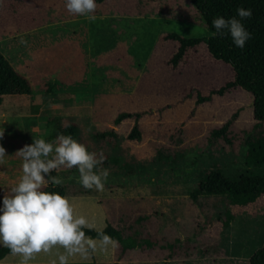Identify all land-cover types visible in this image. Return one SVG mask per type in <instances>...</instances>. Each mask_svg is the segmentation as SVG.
I'll list each match as a JSON object with an SVG mask.
<instances>
[{
	"label": "rangeland",
	"instance_id": "1",
	"mask_svg": "<svg viewBox=\"0 0 264 264\" xmlns=\"http://www.w3.org/2000/svg\"><path fill=\"white\" fill-rule=\"evenodd\" d=\"M96 3V20L90 22L69 13L64 0H0V51L30 79L33 88L30 97H4L0 106L4 136L0 141L19 144L16 148L40 138L51 141L50 120L61 116L79 124V136L89 151L100 149L121 157L122 165L107 168L109 177L102 192L84 189L76 168L58 170L76 215H84L95 229H102L108 217L107 198L119 202L140 199L151 208L147 222L152 224L153 236L160 238L155 232L167 228L163 238L175 241L179 251H175L177 256L162 257L163 252H170L167 245L146 259L138 249L120 255L109 246L89 253L98 256L96 264H245L264 243V199L232 206L234 218L224 227L218 220L226 207L223 198L196 202L189 191L199 173L216 163L226 172L242 168L241 154L216 149L209 156L201 155L200 139L236 111V128H249L255 122L251 94L236 89L215 95L192 112L197 91L206 95L221 87L231 79L232 71L213 59L203 43L176 66L172 64L178 43L165 39V34L175 32L188 38L211 35L190 0ZM31 20L32 29L28 27ZM21 39L27 43L21 44ZM84 106H89L88 112ZM136 110L150 111L141 119V142L126 138L132 120L113 125L117 113ZM181 125L183 143L178 145ZM109 128L119 133L117 147L101 146L91 136L95 130ZM151 141L172 150L181 146L184 155L157 160ZM2 161L22 164L17 154ZM13 176L1 180L0 185L13 187L19 180ZM122 219L124 213L118 226ZM58 254L66 252L55 246L48 253L36 254L29 264H52L58 261ZM21 260L20 255L9 253L2 264H21Z\"/></svg>",
	"mask_w": 264,
	"mask_h": 264
},
{
	"label": "trees",
	"instance_id": "2",
	"mask_svg": "<svg viewBox=\"0 0 264 264\" xmlns=\"http://www.w3.org/2000/svg\"><path fill=\"white\" fill-rule=\"evenodd\" d=\"M205 22L210 36L204 37H184L175 32L165 34L163 37L178 43V49L171 58V62L176 66L199 44H205L210 56L225 65L232 71V77L219 88H212L206 95L197 91L195 108L205 102H211L213 96H224L236 89H242L251 94L253 99V117L255 122L245 129H237L235 126L239 116V111L232 115L222 124L209 129L200 139L202 146L199 150L201 155L209 156L212 150L226 151L234 154H241L242 168L234 172H226L219 163L212 168H207L199 173L196 184L189 191V196L193 201L200 199L223 198L226 207L219 215V222L228 227L234 218L231 210L232 206H248L261 199H264V0H190ZM250 8L252 16L244 21L245 27L250 31L251 39L246 42L244 49L237 48L228 35L220 36L212 25V20L217 16L230 18L236 15L237 7ZM33 17L36 18L34 14ZM34 21V20H33ZM30 29L34 28L32 20L28 22ZM39 25L40 19L37 20ZM32 83L28 77L19 72L11 61L0 51V106L6 96L22 95L32 96ZM190 95V94H189ZM85 111H89V106ZM147 110L121 111L117 113L113 120V125L118 126L126 120H132L133 124L126 135L127 140L141 142L143 139V128L141 119L149 114ZM53 130L50 140L56 139L57 135L63 133L71 135L78 142L82 143L79 136V124L69 118L55 116L51 120ZM177 144L183 143L182 125L178 129ZM92 138L101 146L119 145L120 136L116 129L95 130L91 134ZM84 144V143H83ZM85 145V144H84ZM150 145L156 153V159L160 161L175 160L184 155L183 147L178 146L177 150L164 148L160 143L151 141ZM102 150L97 149L92 152L99 154ZM106 159L100 167L109 168L122 165L119 155L102 151ZM75 168V167H73ZM59 170V169H58ZM58 170L51 173L58 176ZM10 187L0 185V198L10 194ZM43 190L55 191L66 196L65 185H48ZM2 202V201H0ZM106 203V225L102 229L85 230L86 235L98 239L97 233L104 231L113 237L118 243L115 246L120 255L138 249L141 257L150 259L151 253L156 249L165 248L170 245V252H163L161 256H177L175 251H179L175 241L170 238L165 240L163 234H156L160 238H155L151 233V222L148 224L150 206L137 198H130L123 202L113 198H107ZM124 213L118 226V218ZM132 214L133 218L130 219ZM138 214H147L135 216ZM123 224H126L124 228ZM150 229V230H149ZM157 233V232H156ZM12 253L6 247H0V259ZM113 264H118L114 262ZM245 264H264V243L258 248L248 262Z\"/></svg>",
	"mask_w": 264,
	"mask_h": 264
},
{
	"label": "clouds",
	"instance_id": "3",
	"mask_svg": "<svg viewBox=\"0 0 264 264\" xmlns=\"http://www.w3.org/2000/svg\"><path fill=\"white\" fill-rule=\"evenodd\" d=\"M67 11L96 20V0H64ZM250 8L237 7L236 15L230 18L217 16L212 20L216 34L228 35L232 43L244 49L251 39L244 21L250 19ZM21 44L27 41L21 39ZM4 129L0 127V140ZM16 154L22 159V175L11 187L9 195L0 198V247L8 248L22 257L21 264L38 253L50 252L55 246L62 247L66 254H58V264H69L68 257L79 254L87 258L90 252L115 247L117 241L99 231L98 239L86 235L94 226L84 215H76L75 208L67 196L55 191L43 190L49 184L61 185L63 180L51 173L62 167H75L79 172V183L86 190L103 191L109 177V170L100 167L106 157L89 151L70 134L60 133L53 141L44 138L26 144ZM6 156L0 145V160ZM52 264H57L56 260Z\"/></svg>",
	"mask_w": 264,
	"mask_h": 264
},
{
	"label": "crops",
	"instance_id": "4",
	"mask_svg": "<svg viewBox=\"0 0 264 264\" xmlns=\"http://www.w3.org/2000/svg\"><path fill=\"white\" fill-rule=\"evenodd\" d=\"M28 142H29V144L33 143V141H28ZM0 145H2L4 147L6 156L9 155V156L14 157V156H16L17 150L20 149V148H16L17 146H19V144H15V143L10 144L8 142L0 141ZM10 147H12L14 149H11ZM1 162L2 163H0V182H2L1 180H3V179L9 178L11 175H14L13 179L20 178V176L22 175V164L21 165H10V164L3 162L2 160H1ZM6 185H8V184H6ZM140 215H143V214H140ZM165 230H167V228L162 227V228L158 229L157 233L156 232L155 233L160 234V235L161 234L164 235ZM8 255L9 254H7L4 258L0 259V264L3 263V261L7 258ZM95 256H96V254H95ZM95 256L92 257L91 255H88L87 258H84V257L80 256L79 254H76V255L69 256L68 261H69V264H96L97 262H100V261H98V256H96V257ZM93 258H95V259H93ZM57 264H58V261H57Z\"/></svg>",
	"mask_w": 264,
	"mask_h": 264
}]
</instances>
